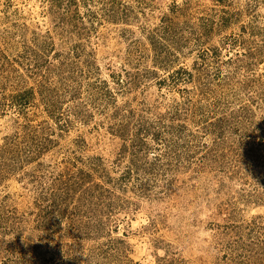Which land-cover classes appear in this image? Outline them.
<instances>
[{"label": "rangeland", "instance_id": "obj_1", "mask_svg": "<svg viewBox=\"0 0 264 264\" xmlns=\"http://www.w3.org/2000/svg\"><path fill=\"white\" fill-rule=\"evenodd\" d=\"M0 264H264V0H0Z\"/></svg>", "mask_w": 264, "mask_h": 264}]
</instances>
